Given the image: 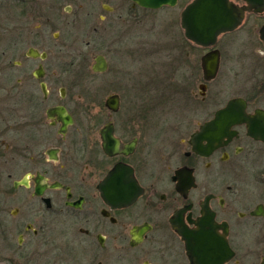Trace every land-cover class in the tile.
<instances>
[{
  "label": "flooded vegetation",
  "instance_id": "af4514ba",
  "mask_svg": "<svg viewBox=\"0 0 264 264\" xmlns=\"http://www.w3.org/2000/svg\"><path fill=\"white\" fill-rule=\"evenodd\" d=\"M193 1L0 0V264H264V0L207 46ZM78 26L137 70L97 125Z\"/></svg>",
  "mask_w": 264,
  "mask_h": 264
},
{
  "label": "water",
  "instance_id": "95a60500",
  "mask_svg": "<svg viewBox=\"0 0 264 264\" xmlns=\"http://www.w3.org/2000/svg\"><path fill=\"white\" fill-rule=\"evenodd\" d=\"M139 5L147 8H159L163 5H173L176 0H134ZM252 4L255 0H247ZM243 12L229 0H194L182 12L181 24L185 36L198 45L207 46L215 42L216 37L226 31L234 29L240 22ZM32 57L38 56L37 52L29 53ZM107 63L102 56L95 58L93 71L104 72ZM106 108L116 111L118 99L116 96L107 97ZM233 103L229 104V108ZM110 137H103V147L106 151L114 146ZM113 174V172L111 173ZM110 174V175H111Z\"/></svg>",
  "mask_w": 264,
  "mask_h": 264
},
{
  "label": "rangeland",
  "instance_id": "374dc122",
  "mask_svg": "<svg viewBox=\"0 0 264 264\" xmlns=\"http://www.w3.org/2000/svg\"><path fill=\"white\" fill-rule=\"evenodd\" d=\"M93 0H86L85 3H90ZM156 15L161 17L160 21H165L162 27H164L163 34L161 33L165 45L171 46L174 45L171 40H175L174 33L172 32V26L168 23V11L166 9L160 10L156 12ZM72 19V16L70 17ZM0 20H1V11H0ZM160 27V28H159ZM157 27V29H162L161 26ZM78 37H76V43L74 44L75 50H85V69H84V78L88 81L87 86L89 87L88 96L86 100V109L88 116L90 117V122L92 125H97L98 122H101L100 119V110L105 112V108L102 106L103 101L107 95L112 92L119 90L118 88H125L127 86V80L131 77H134L132 73L136 70L135 66H132L131 57L128 56L127 50L125 46H117L114 48L111 53L103 54L98 51H90L84 48V44L87 38L83 36V30H80L78 26ZM160 35V36H161ZM79 52V51H78ZM76 52H71L69 61L74 62V56ZM97 54L106 55V59L108 62L107 70L101 74H94L91 72V66L94 63V57ZM81 63V62H80ZM102 123H99V125Z\"/></svg>",
  "mask_w": 264,
  "mask_h": 264
}]
</instances>
